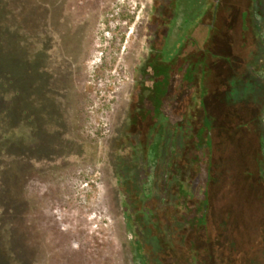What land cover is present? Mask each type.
<instances>
[{
  "label": "rangeland",
  "instance_id": "1",
  "mask_svg": "<svg viewBox=\"0 0 264 264\" xmlns=\"http://www.w3.org/2000/svg\"><path fill=\"white\" fill-rule=\"evenodd\" d=\"M36 1L43 11L23 15L19 0L1 19L19 62H8L5 30L0 264H147L118 183L148 179L163 126L142 148L116 138L160 50L174 59L172 113L208 116L211 141L206 216L189 225L184 262L167 254L163 264H264V0H178L168 27L154 0ZM32 67L41 81L29 87ZM137 123L131 132L147 130Z\"/></svg>",
  "mask_w": 264,
  "mask_h": 264
},
{
  "label": "trees",
  "instance_id": "2",
  "mask_svg": "<svg viewBox=\"0 0 264 264\" xmlns=\"http://www.w3.org/2000/svg\"><path fill=\"white\" fill-rule=\"evenodd\" d=\"M17 1L19 0H0V54L5 48L2 41L4 44L7 42V39L5 41L2 36L5 34L4 31L7 30V34L14 36L12 42H9L12 54L10 53L11 56L7 59L10 60L8 61L10 66L19 62L16 61L18 57L15 56L17 54L15 50H19L18 38L16 40L13 28L4 26L1 19L5 9L8 10V13L5 14H11V10L15 6L18 11L20 4ZM22 1L23 15L32 16L45 8L36 0ZM176 4H178V0H154L152 16L161 18L168 27L172 22ZM26 17L32 19V17ZM157 53L159 59L152 63L154 65L150 66L151 70L147 71L144 68L141 71L146 76L145 82H142L140 77L136 78V85L140 87V90L135 92L138 99L137 105H134L129 111L121 137L116 138L118 143H127L133 148H138V146L142 148L141 145L151 138L152 132L158 130L156 126H163L162 134L159 136L161 150L156 152L155 166L149 171L151 173L148 175V179L138 180L136 177L126 178L121 175L118 183L121 194L125 198V206L128 209L132 208L133 214L136 216L135 222L141 232V254L147 264L149 260L155 264H163L162 259L167 254H172L177 260L184 262L179 248L184 245H182L183 238L193 235L189 227L191 222L206 216L205 207L208 206V199L205 189L206 179L210 174L209 118L205 114L195 118L189 115L180 117V115L172 113V110L176 109L177 99H180L179 96L169 97L177 78L176 75L169 74V66L174 62V59L166 58L167 60L162 61L160 57L163 50ZM20 59L23 66H32V63L27 62L26 59ZM14 69L16 70L10 68V71H14V73L20 71L17 68ZM185 69L184 76L191 78L193 76L190 75L192 66H187ZM25 74L23 79L29 87L36 81H41L35 67H32L31 70L28 69ZM160 76L163 77L162 80L157 79ZM152 78L157 80L153 81ZM197 103L203 105L202 101L196 99L194 108L197 107ZM196 120L200 122L195 126ZM137 121L148 125V127L143 126V129L147 130L131 132V127H139ZM205 156L207 158L204 160ZM164 159H166V164ZM163 191L164 194H162ZM165 225L166 227H164ZM147 241H151L153 244ZM145 244L149 246L152 244V247L145 249ZM193 246L189 245L186 253L193 249ZM151 254L153 255L151 256Z\"/></svg>",
  "mask_w": 264,
  "mask_h": 264
}]
</instances>
